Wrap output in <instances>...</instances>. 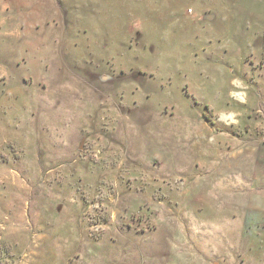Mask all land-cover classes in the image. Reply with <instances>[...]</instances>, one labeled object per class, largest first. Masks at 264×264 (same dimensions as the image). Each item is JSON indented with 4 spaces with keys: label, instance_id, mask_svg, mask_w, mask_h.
<instances>
[{
    "label": "rangeland",
    "instance_id": "obj_1",
    "mask_svg": "<svg viewBox=\"0 0 264 264\" xmlns=\"http://www.w3.org/2000/svg\"><path fill=\"white\" fill-rule=\"evenodd\" d=\"M0 264H264V0H0Z\"/></svg>",
    "mask_w": 264,
    "mask_h": 264
}]
</instances>
